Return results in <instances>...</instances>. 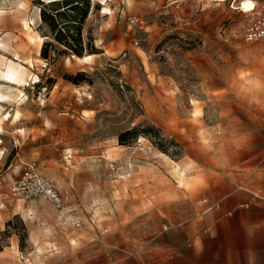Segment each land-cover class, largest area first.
Listing matches in <instances>:
<instances>
[{"label":"rangeland","instance_id":"obj_1","mask_svg":"<svg viewBox=\"0 0 264 264\" xmlns=\"http://www.w3.org/2000/svg\"><path fill=\"white\" fill-rule=\"evenodd\" d=\"M44 1L0 0V264L264 258V192L236 196L264 187V43L243 38L264 0H90L88 59L52 39ZM135 127L161 136L120 144ZM29 169L60 207L22 198Z\"/></svg>","mask_w":264,"mask_h":264},{"label":"trees","instance_id":"obj_2","mask_svg":"<svg viewBox=\"0 0 264 264\" xmlns=\"http://www.w3.org/2000/svg\"><path fill=\"white\" fill-rule=\"evenodd\" d=\"M41 20L47 27L52 39L61 46L65 47L66 53L77 56L78 58H85L88 55H95L98 52L94 47L91 38L89 42L85 41L84 26L90 14L91 3L90 0H57L49 3H40ZM54 46L50 42H45L42 47L41 57L47 62L54 64L57 62L60 52L55 50L50 52L49 47ZM140 127H135L121 134L119 143L122 145L128 144L126 137L135 134L133 139H136L139 134H143L149 139H153L151 133H155L156 137L160 138V130L154 127H147L139 131ZM155 143V142H154ZM13 221L7 223V230L0 234V253L4 250L6 238L11 235ZM24 237L20 235L21 248L23 240L27 234V229L23 226Z\"/></svg>","mask_w":264,"mask_h":264},{"label":"built area","instance_id":"obj_3","mask_svg":"<svg viewBox=\"0 0 264 264\" xmlns=\"http://www.w3.org/2000/svg\"><path fill=\"white\" fill-rule=\"evenodd\" d=\"M243 38L248 43H264V9L255 12L253 19L246 24ZM16 185V190L26 200L41 196L57 207L62 205V197L54 183L32 169L26 171ZM73 226L80 227V222L73 220Z\"/></svg>","mask_w":264,"mask_h":264},{"label":"crops","instance_id":"obj_4","mask_svg":"<svg viewBox=\"0 0 264 264\" xmlns=\"http://www.w3.org/2000/svg\"><path fill=\"white\" fill-rule=\"evenodd\" d=\"M258 180L261 183H264V175L258 176ZM236 192H241V193L236 194L237 197L248 198L249 196H252L253 192H264V187H259L257 189L237 190ZM242 192H246V193H242ZM241 207H242V209L243 208H249V209L254 208V206H248V205H246V206L243 205ZM255 208L260 209L264 212V205H257ZM218 212L221 213L219 220L225 223V221H227L228 217H226V215H224V214H228L231 211L226 209V208H223L222 210H219ZM263 244H264V241L259 242L257 245H263ZM241 250L242 249H240V251ZM229 251H231V250H229ZM235 251H238V249H235ZM194 252L196 254V259H195L194 263H192V264H210V263H205L206 261H204V263L199 261V258L203 259V258L207 257V253L209 252L208 248H204V247L200 248L198 246H195ZM238 257H239V259L235 260V264H264V258H261V255L259 256L258 254H254L253 252H251V249H248V257L245 260H244V258H241V255ZM207 262H209V261H207ZM140 264H147V263L145 260H142V261H140ZM162 264H179V263L176 262L175 260H170V261H165ZM225 264H233V260L231 258H227V260L225 261Z\"/></svg>","mask_w":264,"mask_h":264},{"label":"bare ground","instance_id":"obj_5","mask_svg":"<svg viewBox=\"0 0 264 264\" xmlns=\"http://www.w3.org/2000/svg\"><path fill=\"white\" fill-rule=\"evenodd\" d=\"M45 1H47V2H49V1H51L52 2V0H45ZM44 1V2H45ZM55 1V0H54ZM28 28H29V26H28ZM91 56H88V57H85L84 59H88V58H90ZM7 78L8 79H10V80H12V81H18V77H17V74L13 71V70H8V72H7Z\"/></svg>","mask_w":264,"mask_h":264},{"label":"water","instance_id":"obj_6","mask_svg":"<svg viewBox=\"0 0 264 264\" xmlns=\"http://www.w3.org/2000/svg\"><path fill=\"white\" fill-rule=\"evenodd\" d=\"M55 1H57V0H55ZM53 2V1H52ZM45 3H47V2H45ZM49 3V2H48Z\"/></svg>","mask_w":264,"mask_h":264}]
</instances>
